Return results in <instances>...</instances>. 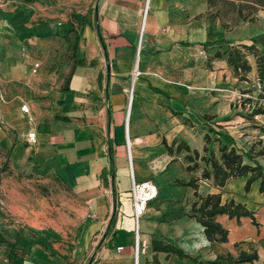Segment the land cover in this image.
Here are the masks:
<instances>
[{
    "label": "crops",
    "instance_id": "obj_1",
    "mask_svg": "<svg viewBox=\"0 0 264 264\" xmlns=\"http://www.w3.org/2000/svg\"><path fill=\"white\" fill-rule=\"evenodd\" d=\"M263 11L227 31L206 17L205 0H0V148L52 173L81 215L71 261L27 241L21 264H196L252 251L256 260L239 264H264L259 181L248 191L245 176L216 187L201 179L210 166L200 159L185 168V156L204 146L216 158L226 146L264 165L255 155L264 114L251 113L264 109L255 58L247 55L251 69L238 80L224 53L244 44L264 54ZM131 175L156 189L138 221L136 258ZM191 178L200 196L243 205L255 224L217 214L226 241H208L191 216L195 190L183 185Z\"/></svg>",
    "mask_w": 264,
    "mask_h": 264
},
{
    "label": "rangeland",
    "instance_id": "obj_2",
    "mask_svg": "<svg viewBox=\"0 0 264 264\" xmlns=\"http://www.w3.org/2000/svg\"><path fill=\"white\" fill-rule=\"evenodd\" d=\"M261 18L264 21V11ZM70 19L76 22L72 14ZM256 96L264 101L260 83L256 85ZM79 218V206L52 173L38 169L31 158L19 161L12 158L10 150L0 148L1 262L21 264L27 241L29 245H40L51 257L66 255L71 261Z\"/></svg>",
    "mask_w": 264,
    "mask_h": 264
},
{
    "label": "trees",
    "instance_id": "obj_3",
    "mask_svg": "<svg viewBox=\"0 0 264 264\" xmlns=\"http://www.w3.org/2000/svg\"><path fill=\"white\" fill-rule=\"evenodd\" d=\"M207 3L206 17L208 19H218L224 30H230L240 22H254L257 13L264 10V0H205ZM228 65L232 68L233 75L238 80H246V75L251 67L247 60V55H253L255 58V66L257 78L264 89V54H260L252 45H238L227 48L224 51ZM222 53L214 52L212 58L221 57ZM252 115L264 114V109L252 110ZM205 144L210 142L208 134L204 136ZM185 149L189 152V148L184 144H178L177 149ZM171 152V148L168 147ZM219 158H216L212 151L206 146L203 148V154L200 156L196 150L190 155L185 156L186 160L192 163L186 165L187 171H192L198 167L195 160L200 159L206 165L210 166V170L203 169L201 179H212L216 187H223L225 183L238 176H245L246 181L244 190L248 191L250 184L258 180L259 192H264V165L254 160L253 156L248 153H237L233 148L228 149L223 146L219 149ZM255 155L264 158V146L259 149ZM244 158L250 160V163L244 162ZM198 178H191L183 185L193 188L196 200L191 205V216L203 227L206 239L213 241H226V230H224L216 221L217 214H227L229 217L239 218L241 216L250 217L255 224L252 212L247 210L241 204H234L233 201L221 203L219 194H207L200 196L197 190ZM174 253L180 257H186L181 251L171 248ZM257 255L254 251L250 253L240 252L236 257L230 254L217 255L213 260L197 262L196 264H239L242 262H252L256 260Z\"/></svg>",
    "mask_w": 264,
    "mask_h": 264
},
{
    "label": "built area",
    "instance_id": "obj_4",
    "mask_svg": "<svg viewBox=\"0 0 264 264\" xmlns=\"http://www.w3.org/2000/svg\"><path fill=\"white\" fill-rule=\"evenodd\" d=\"M0 41H1V33H0ZM202 53V51H200ZM38 68V63L33 64L32 71L35 72ZM138 71L136 69L133 70V76H136ZM132 91L129 92V97L131 96ZM20 110L27 113L28 108L26 105H21ZM35 133L30 131L27 133V139L31 142L34 141ZM128 149V144H127ZM131 185H130V198L132 205V216L135 224L134 228V256L136 258L138 252V234H137V226L140 217L144 214L147 208V204L150 200H152L156 196V189L151 181L144 182H135L131 175Z\"/></svg>",
    "mask_w": 264,
    "mask_h": 264
}]
</instances>
